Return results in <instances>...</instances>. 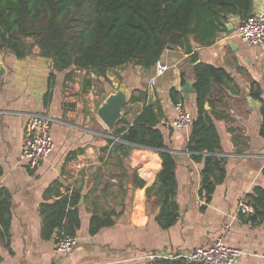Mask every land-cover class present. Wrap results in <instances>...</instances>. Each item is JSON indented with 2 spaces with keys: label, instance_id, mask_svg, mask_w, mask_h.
Returning a JSON list of instances; mask_svg holds the SVG:
<instances>
[{
  "label": "crops",
  "instance_id": "obj_1",
  "mask_svg": "<svg viewBox=\"0 0 264 264\" xmlns=\"http://www.w3.org/2000/svg\"><path fill=\"white\" fill-rule=\"evenodd\" d=\"M255 11H264V0H254ZM226 23L209 45L190 39L195 61L190 59L191 53L179 47H165L158 60L168 69L157 77L154 67L145 70L134 64L107 69L104 77L74 66L56 71L51 59L37 51L22 59L4 51L5 72L0 76V192L8 201L9 226L4 234L0 226V264H145L156 255L179 256L208 247L225 227L229 229L227 243L241 250L233 264H264V221H253L251 212L237 210L241 196L264 185V135L260 134L264 44H248L236 35L237 16H230ZM197 62L226 72L213 86V106L208 101L204 104L219 139L213 156L224 164V177L209 199L199 194L203 160L193 159L187 149L190 126H165V121L176 115L171 88L181 93L184 100L180 102L194 118L195 88L185 94L182 87L185 81L194 87L193 65ZM50 72L55 73V79L49 87ZM122 82L129 98L146 93V100L124 106L123 118L128 122L148 101L158 100L161 107L156 123L163 132L166 149L176 159L178 216L168 227L156 221L159 206L147 201L146 196V188L161 169L159 151L129 145L128 155L122 156L118 151L109 154L110 146L104 149L109 142L105 134L114 135L96 111ZM47 91L50 96L45 102ZM253 93H259V98ZM35 111L52 116L54 148L47 161L32 169L21 159L20 149L27 114ZM121 125L119 122L117 126ZM229 127H234V134L246 137L241 148ZM139 180L143 181L141 187ZM77 191L76 242L68 252L56 251L55 239L64 229L53 225L56 213L46 204ZM104 211L110 213L113 224L91 234V216Z\"/></svg>",
  "mask_w": 264,
  "mask_h": 264
},
{
  "label": "trees",
  "instance_id": "obj_2",
  "mask_svg": "<svg viewBox=\"0 0 264 264\" xmlns=\"http://www.w3.org/2000/svg\"><path fill=\"white\" fill-rule=\"evenodd\" d=\"M253 3L254 0H0V51L10 52L18 59L37 51L38 55L51 59L56 71L74 66L104 77L107 69L127 64L148 70L154 67L166 45L191 53V38L201 45L213 43L217 33L225 29L229 17H247L252 13ZM196 58L197 55L191 53L190 59L195 61ZM193 74L197 110L190 124L187 149L193 153V159L203 160L199 194L209 199L224 177V164L222 159L213 156L219 148V139L204 104L208 101L213 106V86L226 72L197 62L193 65ZM54 79L55 73L50 72L49 87ZM253 95L259 98V93ZM49 96L50 91H47L45 102ZM170 98L174 104L184 100L174 88L170 89ZM142 99L146 100L145 92H140L139 96L131 94L128 102ZM219 99L216 101L220 102ZM160 111L158 100L148 101L132 122L122 118L119 122L123 125L112 131L122 142L109 139L104 149L110 146L109 154L118 151L122 156L128 155L129 145L159 151L161 169L146 188V196L147 201L159 206L156 221L161 227H168L178 216L176 159L166 149L163 132L156 123ZM261 113L260 134L264 135V105ZM229 130L237 145H243L246 137L234 134V127ZM262 173L264 175V166ZM137 184L141 187L143 181ZM78 196L77 191L46 204L53 206L56 213L53 225L71 235L79 225L75 209ZM245 196L252 207L250 218L264 221V185L255 186ZM111 224L110 213L104 211L102 215L91 216L89 231L93 234ZM0 226L3 234L9 226L8 201L1 192ZM145 264L198 263H187L183 257L174 255L155 257Z\"/></svg>",
  "mask_w": 264,
  "mask_h": 264
},
{
  "label": "built area",
  "instance_id": "obj_3",
  "mask_svg": "<svg viewBox=\"0 0 264 264\" xmlns=\"http://www.w3.org/2000/svg\"><path fill=\"white\" fill-rule=\"evenodd\" d=\"M236 35L248 44H264V11H255L243 19H239ZM168 69V65L157 60L154 65L155 77L162 75ZM155 80L150 79L154 84ZM260 95L264 100V86ZM176 115L172 120L165 121L166 127L176 129L188 128L192 121L191 113L185 109L181 102L174 104ZM52 116L46 112H30L23 129V138L20 149L21 159L26 161L29 168H35L47 161L54 148L51 134ZM109 139L118 141L117 136L105 134ZM237 210L241 213L252 211L251 205L245 195L241 196L237 203ZM228 227L217 235L208 247H197L188 253L179 255L187 263L198 264H233L240 255L241 250L227 243ZM76 242L75 235L61 231L55 239V250L60 252L70 251ZM154 257H160L156 255Z\"/></svg>",
  "mask_w": 264,
  "mask_h": 264
},
{
  "label": "water",
  "instance_id": "obj_4",
  "mask_svg": "<svg viewBox=\"0 0 264 264\" xmlns=\"http://www.w3.org/2000/svg\"><path fill=\"white\" fill-rule=\"evenodd\" d=\"M226 27L231 29V25L226 23ZM166 48H171L170 45H166ZM3 53L4 50L0 51V76L5 72L3 65ZM182 90L187 94L188 92L194 91V87L190 81H185ZM129 99L128 89L124 82L120 83L117 89L111 90L108 96L97 108V116L102 123L110 130H114L119 121L124 115V106L127 104Z\"/></svg>",
  "mask_w": 264,
  "mask_h": 264
},
{
  "label": "rangeland",
  "instance_id": "obj_5",
  "mask_svg": "<svg viewBox=\"0 0 264 264\" xmlns=\"http://www.w3.org/2000/svg\"><path fill=\"white\" fill-rule=\"evenodd\" d=\"M126 109V108H125Z\"/></svg>",
  "mask_w": 264,
  "mask_h": 264
}]
</instances>
